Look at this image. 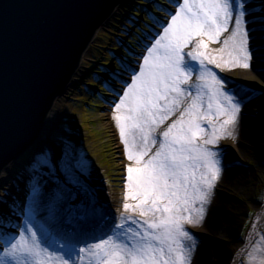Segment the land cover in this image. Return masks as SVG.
Returning a JSON list of instances; mask_svg holds the SVG:
<instances>
[{
    "label": "snow or ice",
    "instance_id": "6c2138e0",
    "mask_svg": "<svg viewBox=\"0 0 264 264\" xmlns=\"http://www.w3.org/2000/svg\"><path fill=\"white\" fill-rule=\"evenodd\" d=\"M175 7L142 64L125 68L131 80L123 81L112 115L133 165L126 167L123 210L151 219L122 212L102 237L83 238L96 210L81 179L85 165L71 147L58 160L42 150L33 157L26 203L17 209L23 223L0 235V264H192L199 238L186 225L200 226L206 217L225 170L219 143L237 139L243 106L209 68L220 67L215 58L201 49L229 48L231 62L244 69H251L252 52L246 0H176ZM224 33L230 34L221 40ZM9 223L0 216V229Z\"/></svg>",
    "mask_w": 264,
    "mask_h": 264
},
{
    "label": "rangeland",
    "instance_id": "374dc122",
    "mask_svg": "<svg viewBox=\"0 0 264 264\" xmlns=\"http://www.w3.org/2000/svg\"><path fill=\"white\" fill-rule=\"evenodd\" d=\"M175 3L176 0H147L143 4L139 3L140 6H144L143 10L148 14L141 12L143 10L136 5L133 8L130 6L131 4H126V8L122 7V10L118 11L103 27L102 33L98 35L96 40V42L99 41V44L90 49V54L87 56L88 59L84 63L85 66L82 68V72L75 77L67 95L62 97L61 102H58L54 108L60 114L59 123L55 124L52 132L48 134V140H41L37 147L34 146V154H29L18 162L14 174L22 183L23 188L22 195L19 197L20 205L26 203L27 195L31 189L32 179H29L33 175L31 164L34 155L42 150H49L53 160H58L63 149L71 147L73 154L81 159L85 165L86 174L81 179L88 186L91 194L92 191H97L94 182L101 180L110 196L113 197V193H118L121 199L120 207L125 216L131 215L138 220L151 219V217L140 216L139 211L124 212L123 210L126 192L124 187L127 176L126 167L133 165L126 158L124 145L120 141L119 131L112 120V115L114 114V103L118 102L117 93L125 90L122 88V80H131V76L129 72L125 71V68L128 65L136 68L137 65L142 64L140 58L147 54L145 52L147 43H153L154 38H157V33L162 34L161 26L165 21L170 22L169 9L174 12L177 11ZM246 5H248V8L246 7L248 13L246 20L250 38L249 46L252 52L251 69H244L242 65L232 63L231 57L228 55L229 48H226L223 53L214 51L221 47L218 43H208V49H201L210 58H215L216 64L220 65L219 68H216L215 65H209V68H216L215 71L219 73V76L228 81L229 91L232 88L235 90V87L230 86L231 82L237 83L244 74H248L249 77L250 75L256 76L255 81L247 80L246 88L254 94V98L258 99L257 105L260 108L258 122L249 125L245 123L244 125L247 129H254L256 136H252V133H250L248 143H242V154L236 156L241 169L235 168L237 173L230 175L231 177L225 172L232 170L234 166L230 164V161L228 164H223V161H225L224 156L227 153L226 150L241 139L243 133L236 131L237 139H223L219 143L218 150H223L221 160L226 171H223L220 178L222 189L220 187V190L218 188L215 192L218 196L228 200L225 207H227L229 214L223 213L220 215L216 219L220 223V227H216L215 217L210 212L211 205L208 206L209 216L205 217L203 222L208 224V228H210L208 231L214 233L209 237H202L199 235V231L186 225L187 230L199 238L198 246H205L207 251H212L213 255L209 257L206 264H228V258L238 254L239 245L245 243L255 225L258 207L264 203V52H255L258 48L256 47L257 43H255L256 37L251 34L253 20H249L252 14H257V21L260 20L263 25L260 26V29L264 31V0H253L250 3L246 1ZM252 7L254 11L251 12ZM149 13H153L155 17L150 16ZM137 14L142 19H138ZM138 20L142 24V31L138 27L137 30L135 29ZM137 34L141 38H137L139 42L136 45L134 36ZM229 34L224 33L221 40L227 38ZM203 39L207 42L206 38ZM261 39H264V36ZM125 49H129L130 54ZM188 50L185 49V51ZM108 59L111 60L110 64ZM105 64L108 65L106 67L108 77L98 79L103 84L100 87L94 79L95 73L102 72L101 69ZM246 70L247 73L244 72ZM195 80L196 75L194 74L193 80L189 83L192 84ZM237 96L239 97L238 94ZM242 102L247 103L243 100ZM115 114L119 115L120 113ZM178 115L179 113L172 116L163 128L158 130L157 135L168 124L172 123ZM244 115L245 111L244 114H240V118H244ZM241 119L240 122H242ZM242 124L244 123L242 122ZM8 187H4L3 194H7ZM49 187H51V184H49ZM2 200L0 197V203ZM135 202L132 199L127 201L130 205H135L137 203ZM19 215L17 212L13 215V219L17 220V217H20ZM103 215L104 211H100L97 216L101 218ZM118 220L119 218H117ZM205 226L207 227V225ZM40 259L43 260V258ZM196 260L197 256L195 254L192 264H195ZM249 262H252V264H262L264 262V219L256 237L246 247L237 264H249Z\"/></svg>",
    "mask_w": 264,
    "mask_h": 264
},
{
    "label": "water",
    "instance_id": "95a60500",
    "mask_svg": "<svg viewBox=\"0 0 264 264\" xmlns=\"http://www.w3.org/2000/svg\"><path fill=\"white\" fill-rule=\"evenodd\" d=\"M127 0H0V173L37 141L54 100Z\"/></svg>",
    "mask_w": 264,
    "mask_h": 264
},
{
    "label": "bare ground",
    "instance_id": "6f19581e",
    "mask_svg": "<svg viewBox=\"0 0 264 264\" xmlns=\"http://www.w3.org/2000/svg\"><path fill=\"white\" fill-rule=\"evenodd\" d=\"M146 1L147 0H139L137 2V0H127L125 2H121L120 4H118L116 6L111 17L107 20L105 25L108 24L109 20L114 15H116V13L118 11L120 12L122 10V7L126 8V4H131L130 6L133 8H135L136 6L140 7L143 10L144 6L143 7L140 6L139 3L143 4ZM246 1H247V3H250L253 0H246ZM247 8H248V5H247ZM252 11H254L253 7L251 8V12ZM141 12L148 14V12H146L145 10H143ZM136 16L138 17V19H142V18H140L139 14H137ZM256 16H257V14H252L250 17V19L253 20L252 21L253 23L251 22L252 23L251 34L255 35V37H256L255 43H257L256 47L258 49H256L255 52L263 53L264 49H262V47H264V39H261V37L264 36V31H262L260 29V26H263V25H262L260 20L257 21L258 19ZM141 23H142V21H141ZM136 25L137 26L135 27V29L137 30V27L138 28L141 27L142 24H140V22L138 20ZM102 29H101L100 33H102ZM97 37L94 40V42L92 43V45L90 46V48L88 49V51L86 52L83 59L81 60V62L79 64V66L77 67L74 75L71 77L70 81L68 82L67 88H66V91L64 92V94H62L61 96L57 97L54 100V103L52 105V109L49 112V115L47 117L46 123H45L43 131H42V134L39 136V138L37 139V141L35 143L30 145V147H28V149L25 150L18 158H16L15 160H13L9 164H7V166L0 173V197L3 199L0 203V216H2L6 220H9L10 223H12V221L14 220L13 215L18 212L17 209H19L18 205L20 204L19 197L22 195V189H23L22 183L17 179V177H15V174H14V172H16V167L18 165V162L22 158L27 157L29 154H34V152H35L34 146L37 147V144L41 140H48V134H50L52 132L55 124L59 123L61 117H60V114L58 112H56L54 108L56 107V104L58 102H61V98L65 97L67 95L68 90L72 87V83L74 82L75 77L79 76L80 73L82 72V70H83L82 68L85 66L84 63H86V59H88L87 56L90 54V49L95 47L97 44H99L98 43L99 41L96 42V40L98 39ZM108 63L109 64L111 63L110 59H109ZM244 72L247 73V70ZM101 74L105 75V73H102V72H101ZM248 77H249L248 74H244V76H242V79H240L239 81L237 80L239 83L237 82L234 84L231 82V85H230L231 87H235L236 93H238L239 97L242 98L243 101H247V103L243 102L244 103L242 106L243 111L241 113L244 114V111H245V115H244V118L243 117H242V119L240 118L244 124H242V122H240V119H239L240 125L238 126L239 128H237V130H236L237 132L239 131L240 133H243V136L241 137V139H239L237 142H235V144L233 143V145L228 150H226L227 153L224 157L225 161L223 162V164H228L230 161V164H232L234 166L232 168V170L230 169L228 171L225 170L226 172L224 171L225 174L227 173V175H229V176L235 175L237 173L235 168L241 167L240 164L236 160V156H238V155L240 156L242 154V148H243L242 143H248L247 140L249 139L250 133H252V136H254V135L256 136L255 130L254 129H247L246 126H244L245 123H247V125L252 124L254 122L256 123V122H258V116H260V112H259L260 108L257 105L258 99L254 98L253 97L254 94H252V92L248 88H246L247 80L250 79L251 81H255L256 76L254 77L253 75L252 76L250 75V77L249 78ZM261 127H262V125H261ZM94 185L97 188V191L96 190L92 191V198L94 200L95 209H96V214L94 217H98L97 215L100 213V211H105V212H108V214L106 213L104 215V217L109 215V216H111V219L107 222V224L105 223L103 225L104 227L101 228L99 231L98 230H91V231H93L92 233L90 231H88L89 234H91V235H96V233L104 234L108 230L110 225L113 223V221L117 220V218H119L121 213H122V210L120 207L121 199L119 198L118 193H113V197L110 196L109 195L110 193H108L106 191L107 188L104 187V183H102L101 180H96V182H94ZM5 186H9L7 188V194H3ZM220 187L222 189V182H220V179H219V182H217V184H216L215 190H218V188L220 190ZM215 190H214V192H215ZM227 201L228 200L226 198H224L222 196H218L215 192L214 197L212 198V202L210 204L211 205L210 212H211V215L213 217H215L216 227H218V226L220 227V223H218V220L216 221V219H218V217L220 215H222L223 213L229 214L227 207H225V203H227ZM128 204L130 205V203H128ZM22 207L23 206L21 205V208ZM208 214H209V212H207L206 218L209 216ZM18 215H19V213H18ZM104 217L101 219H104ZM95 219L93 218V220H95ZM263 219H264V203H262V205L258 207V215H257L255 225L251 231L249 238L245 241V243L239 245L238 254L234 255V257L228 258V264H237L238 259L241 258L242 255L244 254L246 247L248 245H250L251 242L253 241V239L256 237V235L259 231V228L262 225ZM215 224H214V226H215ZM205 225H207V227ZM203 226H205V227L203 228ZM216 227H214V228H216ZM192 229L193 230L196 229L197 231H199V235H201L202 237H209V236H212L214 234V233L208 231V229H210V228H208V224H206V222H202V225H200V226H192ZM214 231H216V229H214ZM83 235H84V233H83ZM202 250H203V252H202ZM195 254L197 256V260H196L195 264H206L209 257H211L213 255L212 251L211 250L207 251L205 246H201V247L198 246Z\"/></svg>",
    "mask_w": 264,
    "mask_h": 264
},
{
    "label": "trees",
    "instance_id": "16d2710c",
    "mask_svg": "<svg viewBox=\"0 0 264 264\" xmlns=\"http://www.w3.org/2000/svg\"><path fill=\"white\" fill-rule=\"evenodd\" d=\"M109 61V60H108Z\"/></svg>",
    "mask_w": 264,
    "mask_h": 264
}]
</instances>
